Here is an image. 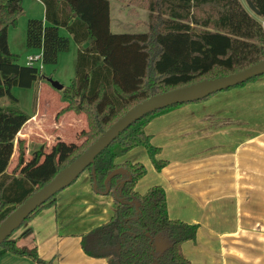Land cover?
<instances>
[{
    "label": "trees",
    "instance_id": "obj_1",
    "mask_svg": "<svg viewBox=\"0 0 264 264\" xmlns=\"http://www.w3.org/2000/svg\"><path fill=\"white\" fill-rule=\"evenodd\" d=\"M41 1L45 20L27 19L25 43L41 49L44 64H55L58 53L68 49L69 38L60 33L61 28L79 46L88 42L76 53L73 79L63 89L68 103L62 109L84 113L87 126L76 143L57 142L49 153L38 151L24 164L20 146L16 166L12 172L6 171L14 151L13 140L29 118L16 106L17 98L10 89L31 87L40 70L33 64L19 63L18 54L9 49L7 30L23 12L21 0H0V98L7 97L12 104L0 107V222L132 106L153 94L234 73L264 59V27L240 0L142 1L148 16L146 31L140 33L111 31L109 0ZM251 1L258 15L264 17V0ZM214 93L190 102L206 100ZM190 102L145 114L85 168L94 192L112 195L115 209L109 220L80 235L84 254L105 259L107 264H191L181 244L195 238L197 225L169 217L161 186H151L144 193L135 189L146 173L143 163L116 162L127 151L144 146L155 169L163 168L167 162L156 158L160 148L151 143L144 126ZM56 194L23 223L53 205ZM155 243L160 244L157 250ZM5 252L30 257L36 264H57L39 257L35 247L20 246L10 236L0 243V255Z\"/></svg>",
    "mask_w": 264,
    "mask_h": 264
},
{
    "label": "crops",
    "instance_id": "obj_2",
    "mask_svg": "<svg viewBox=\"0 0 264 264\" xmlns=\"http://www.w3.org/2000/svg\"><path fill=\"white\" fill-rule=\"evenodd\" d=\"M33 1L41 4L39 19L44 21L42 1ZM61 30L76 53L88 45L84 42L79 46L64 28ZM32 54H26L22 64H27L26 58ZM36 54H41L40 48ZM260 107L264 108V75L149 121L144 130L151 143L160 148L156 158L167 162L160 170L155 169L144 146L116 159L119 163H143L146 173L135 189L144 193L151 186H161L169 217L197 225L195 238L181 244L191 264H264V128L257 129L254 120ZM70 112L73 136L61 130L48 132L40 110H35L27 114L29 118L15 140L27 141L30 135L41 134L46 140L44 153L57 142L76 143L85 123L80 114ZM27 153L25 149L23 164ZM114 209L113 196L94 192L90 173L85 170L56 194L53 205L40 209L11 238L26 249L35 247L44 260L80 264V258L70 262L67 254H61L66 251L64 238L75 234L79 244L80 235L109 220ZM74 220L80 228L70 234L66 225ZM8 258L9 264H36L27 256L10 253Z\"/></svg>",
    "mask_w": 264,
    "mask_h": 264
},
{
    "label": "rangeland",
    "instance_id": "obj_3",
    "mask_svg": "<svg viewBox=\"0 0 264 264\" xmlns=\"http://www.w3.org/2000/svg\"><path fill=\"white\" fill-rule=\"evenodd\" d=\"M142 1L146 0H109L110 29L113 33H140L146 31L148 11L145 8V5L141 4ZM240 1L249 10L250 14L253 15L257 20H259L264 27V17L252 12L248 8L244 0ZM21 2L23 6V12L18 16L16 23L9 25L7 30L8 45L12 52L18 54L17 61L19 63H22L26 54L35 53L34 55H36V53L38 52V48L28 47L25 43L27 23L26 20L28 18H41L42 16L40 13L41 4H38L33 0H21ZM60 33L66 35V32L61 29ZM75 51V47L73 46V44H70L69 40L68 49L60 51L58 53L57 62L55 64H44L41 58L33 62V65L38 67L40 70V77L35 82H33L31 87L26 88L12 86L10 89L13 96L17 98L16 106L20 108L23 112H25L26 114H32L35 110H40V116L42 119L41 121L43 122L48 132L56 133L61 130L62 132H64L65 135L73 136L72 132H74V130L72 125L73 121L70 115L71 112L69 113V111H62V109L66 107L68 103L67 98L64 96L63 89L71 84L75 73ZM49 80L57 81L59 84L62 85V88L57 89L53 87ZM233 88L235 87L220 92L228 91ZM216 93H214L213 95H215ZM9 106H12V104L7 97L0 98L1 108L5 109ZM258 109L259 110L257 111L254 120L257 129H263L264 108L260 107ZM77 114H80L81 117H83V122L85 123V130L87 126L85 114ZM77 119H80L79 116H77ZM40 135L32 134L30 135L31 139H27V141H23L22 139L21 141L19 140L21 143L17 142V140L15 139L13 140L14 145H16V149H14V154L11 158V162L7 167L8 172H12V170L14 169L13 167H15L16 165L20 146L23 147L24 151L26 149V151L28 152L27 161H29L33 157V155L38 151L44 152L46 140L40 137ZM77 138V140L79 141L80 135H78ZM24 151L22 153L23 155ZM43 158H41L40 161L42 160L44 162ZM17 171H15V173H17ZM20 227L15 229L11 233L10 237L16 236ZM66 227L71 230L70 234H74L79 230L80 225L77 220H74L71 223H68ZM78 237L79 236H76L74 234L64 238L63 248L66 251L61 252V254L63 253L64 257L67 254L68 260L70 262H73L74 260L77 261L78 258H80V264H107L106 260L104 259L91 258L90 256L84 254L82 249L79 248ZM0 257V264H9L10 258L8 257H10V252H5L1 254Z\"/></svg>",
    "mask_w": 264,
    "mask_h": 264
},
{
    "label": "water",
    "instance_id": "obj_4",
    "mask_svg": "<svg viewBox=\"0 0 264 264\" xmlns=\"http://www.w3.org/2000/svg\"><path fill=\"white\" fill-rule=\"evenodd\" d=\"M244 1L252 12L258 14V9L251 0ZM260 74H264V59L234 73L203 79L168 91L153 94L132 106L109 128L102 132L82 153L61 168L46 184L33 192L0 222V243L9 237L15 229L20 227L27 216L37 207L76 180L85 168L94 162L95 157L134 121L157 109L203 98L213 92L235 86ZM49 81L53 87L57 89L62 88V85L57 81ZM107 180L108 178L105 179V183ZM155 247L157 250L160 244L155 243Z\"/></svg>",
    "mask_w": 264,
    "mask_h": 264
},
{
    "label": "built area",
    "instance_id": "obj_5",
    "mask_svg": "<svg viewBox=\"0 0 264 264\" xmlns=\"http://www.w3.org/2000/svg\"><path fill=\"white\" fill-rule=\"evenodd\" d=\"M39 58H41V54L40 55H38V54H36V55L32 54V55L27 56V58H26L27 65H32L33 62L35 60L39 59Z\"/></svg>",
    "mask_w": 264,
    "mask_h": 264
}]
</instances>
